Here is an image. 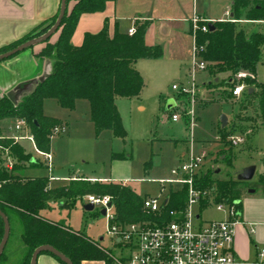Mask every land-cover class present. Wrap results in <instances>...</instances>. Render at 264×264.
<instances>
[{"label": "trees", "instance_id": "trees-1", "mask_svg": "<svg viewBox=\"0 0 264 264\" xmlns=\"http://www.w3.org/2000/svg\"><path fill=\"white\" fill-rule=\"evenodd\" d=\"M107 1L112 0H66L65 14L52 35L55 39L51 41L52 36L46 39L37 53L41 60L49 59V73L16 105L7 96L0 97V121L23 118L40 151L49 152L52 128L62 123L59 119L43 114L45 99H55L61 107L69 110L74 108L76 100L85 99L89 103L90 118L97 133L110 130L114 137L121 139L127 135L115 98L132 99L139 96L144 81L134 63L141 58H159L162 50L159 46L150 47L145 44L144 25L137 26L131 35L115 32L112 36L104 27L97 33H86L81 45H72L70 39L80 15L102 11ZM58 13L59 10L52 18L41 22L19 39L0 47V54L44 34L54 24ZM231 13L233 21H214L213 28L207 32L197 31L196 44L203 46L200 56L208 64L210 72L227 73L223 80L227 88L241 82L235 79V75L241 72L245 74V84L260 90L257 114L264 126V83L256 79L264 33H246L236 28L239 20L264 22V0H232ZM248 89L246 94L250 97L254 89L251 93ZM172 110L164 112L170 113ZM222 133L225 137V132ZM0 146L7 147L13 159L11 170H7L0 153V210L9 221V235L13 234L14 229L19 232L23 250L18 264H29L32 252L41 245L54 247L72 264L90 261L110 264L109 257L99 248L98 241L41 216L40 211L52 199L63 200L64 205L72 206L76 200L88 194L109 195L118 221L128 223L155 219L142 210V199L145 196L137 195L126 185L73 179L64 186L48 188V177L20 176L15 173L16 170L25 168L27 163L30 167H36L39 162H32L31 155L9 138H0ZM112 158H124V155L113 153ZM224 161L228 166L231 165L225 157ZM214 173L213 170L203 173L196 180L195 187L211 191L215 202L236 201L235 208L240 212L241 198L250 189L264 194L263 176L254 182H242L236 179H216ZM186 198L185 186L169 189L166 210L180 209ZM201 205H206V202L202 201ZM2 235L3 221L0 217V241ZM8 241L0 255V262L6 254Z\"/></svg>", "mask_w": 264, "mask_h": 264}, {"label": "rangeland", "instance_id": "rangeland-1", "mask_svg": "<svg viewBox=\"0 0 264 264\" xmlns=\"http://www.w3.org/2000/svg\"><path fill=\"white\" fill-rule=\"evenodd\" d=\"M197 4L198 13H207L208 10L214 9L217 14L229 18L222 14L225 10V0H197ZM236 28L247 33V24L244 20L237 21ZM257 30L264 33V24ZM35 47L38 49L39 46ZM189 58L187 63L181 65L180 71L176 70L166 79L164 85H168L170 90L173 84L186 86L191 80L190 73L194 70L191 51ZM257 71L258 80L264 83V44L261 47V59ZM226 76L227 73L210 72L208 64L203 70H195L194 94L174 90V96L170 98L175 101L176 106L169 116L160 111L157 99L152 95L142 97L140 101H132L129 108L127 104L118 102L127 131L125 141L114 137L111 131H105L101 135L95 134L96 137H92L84 126H80L81 123L89 122L86 100H80L76 111L68 114L67 109L61 107L55 100L49 99L44 106L46 114L65 118L71 126L70 139L67 137L68 134L52 137L51 142L56 157L65 158L68 162L67 168L80 169L81 173L103 178H110L111 174H115L125 178L127 185L134 188L140 196H164L169 184H160L159 181L173 178L171 169L182 162V158L187 157L191 151L195 154L204 152L203 173L218 169L219 172L213 174L216 179H236L237 170L245 167L244 164L257 165V171H259L264 164V127L257 114L260 90L245 84L242 80L245 89L239 98H235L230 95V91L236 84L230 89L227 88L223 82ZM215 77H219L217 82L214 80ZM248 88L254 89L250 97L246 94ZM166 99L163 100L162 109ZM122 101L127 103L126 100ZM191 110H193V126H191ZM69 115L71 118H68ZM172 115L178 116L177 122H172ZM222 115L228 119L225 127H221ZM10 123L12 119H7L8 127ZM75 123L80 125L76 127ZM222 132H225V137ZM232 134H242L245 142L238 146L231 145L228 135ZM20 144L26 151L34 153L27 140H22ZM113 152L124 153L126 158L121 160L125 161L113 163ZM222 156L231 162L230 166L226 164ZM147 163L148 166H145ZM15 173L23 175L20 170H16ZM256 180L255 175L250 182ZM172 185L175 186L174 189L179 187ZM204 190L207 191V189ZM82 201L83 199L76 200L72 206H60L59 202H50L43 211L45 216L79 229L93 239L99 240V236L104 237L102 244L108 246L111 242L106 235V218L98 213L97 208L90 212L85 211ZM213 203L214 201L207 206L195 208L200 212L203 220H217L224 215L215 209ZM112 251L114 254L118 253L117 250ZM19 261L20 258L17 255L10 256L6 252L0 264H18ZM83 264H99V261Z\"/></svg>", "mask_w": 264, "mask_h": 264}, {"label": "crops", "instance_id": "crops-1", "mask_svg": "<svg viewBox=\"0 0 264 264\" xmlns=\"http://www.w3.org/2000/svg\"><path fill=\"white\" fill-rule=\"evenodd\" d=\"M60 1L61 0H0V47L19 39L41 22L52 18L59 10ZM231 3L232 0H225V10L223 9L224 11L222 14L229 16V18H224L217 14V11L214 9L208 10L207 13H198L199 7L197 0L107 1L102 11L83 13L80 15L70 42L74 46H79L81 45L83 37L86 33H97L104 27L106 28L108 34L112 36L115 32L128 34V30L131 27L136 29L137 26L144 25L145 44L150 47L159 46L162 50V55L159 58H141L136 60L134 67L143 78L144 87L138 97L132 99L120 97L115 98V105L121 116L118 102L121 104H127L126 106L129 108L130 104H132V101H140L142 97L152 95L157 99L158 108L160 111L162 110L161 112H164L165 106L164 109H162L163 100L174 96V90L172 87L170 90V87L168 85H164V83L171 74L175 73L176 70L180 71L181 65L187 63L190 59V51L192 52L193 45L190 31L191 18L194 15H199L201 18L207 19L211 22L232 20ZM226 12L229 14L227 15ZM244 23L247 24V33L252 31L260 32L257 29L261 28L264 24L263 21L246 20H244ZM53 38H55V36H52L50 40L53 41ZM35 46H39L38 49H35L37 48ZM35 46L32 48H27L12 57L0 61V97H8V95H10L13 98V103H15V105L23 96L28 94L33 89L40 78L46 76L49 73V59L41 60L37 56L38 51L44 46V43ZM258 77L257 71V81H259ZM214 80L217 82L219 77H215ZM47 100L49 99H45L43 101V114L48 117L59 119L62 122L61 125L63 126L64 130L56 135L68 134L67 137L70 139V122L67 119L61 118L57 115L53 114L51 116L46 114L44 106ZM80 100L85 99L76 100L74 108L71 110L67 109L69 111L68 114H73V112L76 111L77 104L80 102ZM122 100H126L127 103H124L125 101ZM88 113L89 122L81 123V125L75 123L74 126H84V128L89 132V134L92 135V137H96L95 134L101 135L105 131H110L102 130L99 133L96 132L95 126L90 118L89 103ZM169 115L170 113H167V116ZM68 118H71V115H69ZM159 118L160 117H158V119ZM6 121L7 119L0 121V133L5 137L12 135V123H10L8 127ZM56 135H53L52 137H55ZM52 137L50 138L49 148V154L51 156V170H48L47 166L41 161V158L34 150V153H30V151H26L19 143L25 153L28 152L30 155L33 154L31 156L32 162H39L36 167H30L27 163L25 168L20 170L23 174L21 176L48 177V188L64 186L73 179L100 181L104 183L121 182L123 185L128 186L127 180L125 178H121L115 174H111L110 178H103L93 174L81 173L80 169L75 170L69 169V167L67 168V160L65 158L58 159L56 157L57 155L55 154L52 147ZM60 137L63 139L62 136ZM30 147L32 148L31 144ZM113 153L118 154L122 152ZM122 154L124 155V153ZM125 158L126 156L124 155V158H112V161L113 163H118L119 161H125L121 160ZM183 158L185 159L186 157ZM183 158L181 161L184 160ZM222 159H224V156H222ZM243 166L247 165L244 164ZM256 171L257 165H255L253 179L255 175L256 178L259 176L264 177V164L261 168H259V171ZM131 189L136 193L134 188ZM136 194L138 195V193ZM50 202H59L61 203L60 206H64L63 200L52 199L48 201V205ZM81 203L83 206L86 204L84 199ZM43 210L40 211L41 216L48 220L59 223L50 216H45ZM224 217L226 216L223 215L220 217V219ZM63 225L68 226L74 231H79L85 234V232L70 227L67 224ZM18 234V230H15V233L12 234V236L9 235L8 240H11V243L8 245V251L6 252L10 256L14 255L15 257L17 255L20 258L23 246L20 243ZM107 237L111 242V238L108 235ZM89 238L94 241H98L101 244L104 240V237L102 236H99V240L93 239L91 237ZM110 245L111 243L108 245V247ZM233 250L236 258V264H264V255L260 256V252L262 250L264 251V194L261 191H254L253 193L247 192L241 198V210L239 215V223L235 226ZM36 264L62 263L48 253H41L37 257Z\"/></svg>", "mask_w": 264, "mask_h": 264}, {"label": "built area", "instance_id": "built-area-1", "mask_svg": "<svg viewBox=\"0 0 264 264\" xmlns=\"http://www.w3.org/2000/svg\"><path fill=\"white\" fill-rule=\"evenodd\" d=\"M209 23L212 22L197 15L191 18L190 31L193 41L191 60L194 70L190 73L191 80L186 86L173 84V90L194 94V72L206 67L205 61L200 56L203 46L196 44V32H207ZM135 30L131 27L128 34H133ZM244 77L245 74L241 72L235 75L236 80H241L231 90L235 98H239L245 89L242 81ZM190 113L191 126H193V110ZM171 120L178 121V116L172 115ZM63 130L62 125L54 126L50 138ZM0 138H9L17 144L27 140L48 170H51L49 152L37 149L33 134L23 118H14L12 135L5 137L0 133ZM228 141L231 145L238 146L245 142V137L242 134H232L228 136ZM0 153L4 167L11 170L13 159L8 148L0 146ZM204 158L203 152L195 154L191 151L182 162L171 169L173 178L159 181L160 184H169L164 196L143 197L142 210L145 214L154 216V220L120 222L116 218L109 195L88 194L83 197L84 202L90 203L93 209L97 208L99 212L105 209L103 216L106 218V234L111 238V245L108 247L99 242V248L109 257L110 264H236L233 243L240 212L235 208L234 202H215L211 191L195 187L196 180L203 174ZM172 184L178 185L179 189L185 186L187 198L180 209L166 210L169 189L175 188ZM202 201L206 202L204 206L214 201L215 209L226 217L203 220L200 212L195 209L203 206ZM112 250H117L118 255ZM263 255L262 250L260 256ZM99 264L105 262L99 261Z\"/></svg>", "mask_w": 264, "mask_h": 264}, {"label": "water", "instance_id": "water-1", "mask_svg": "<svg viewBox=\"0 0 264 264\" xmlns=\"http://www.w3.org/2000/svg\"><path fill=\"white\" fill-rule=\"evenodd\" d=\"M65 9H66V0H61L60 1V7H59V13H58L57 19L54 22V24L41 36L30 39V40L16 46L15 48L9 50V51L1 53L0 54V61L5 60L9 57H12L13 55H15V54H17V53H19V52H21V51H23L29 47H33L35 45L41 44L46 39L51 37L59 27L60 22H61L64 14H65ZM209 28L210 29L213 28L212 23H209ZM44 77L40 78L39 81H41ZM248 91L251 93L253 91V88H249ZM8 98L13 102V98L10 95H8ZM175 106H176L175 101L172 98H169L166 101L165 110L169 111V110L173 109ZM220 122H221V126L225 127L227 124V117L222 115L220 118ZM218 172H219V170L217 169L215 171V173H218ZM254 173H255V166L254 165L245 166L242 169H240L239 171H237L236 180L242 181V182H250L253 179ZM248 192L253 193L254 190L250 189ZM236 203L237 202L235 201L234 204H236ZM108 206H110V204ZM83 208L86 211H92L93 210V206L90 203L85 204L83 206ZM100 214L102 216L105 215V209H102L100 211ZM0 217L3 221V235H2V238L0 241V255H1L6 243L8 241L10 226H9V221H8L6 215L1 210H0ZM43 252H47V253H50V254L56 256L58 259H60L65 264H72V262L64 254H62L61 252H59L58 250H56L54 247H52L50 245H41V246H38L37 248H35L31 254L29 264H36V260H37L38 255L43 253Z\"/></svg>", "mask_w": 264, "mask_h": 264}]
</instances>
